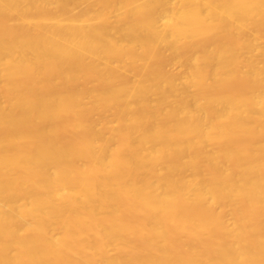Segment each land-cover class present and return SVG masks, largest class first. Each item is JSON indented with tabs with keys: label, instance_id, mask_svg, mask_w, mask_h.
<instances>
[{
	"label": "bare ground",
	"instance_id": "bare-ground-1",
	"mask_svg": "<svg viewBox=\"0 0 264 264\" xmlns=\"http://www.w3.org/2000/svg\"><path fill=\"white\" fill-rule=\"evenodd\" d=\"M0 264H264V0H0Z\"/></svg>",
	"mask_w": 264,
	"mask_h": 264
}]
</instances>
